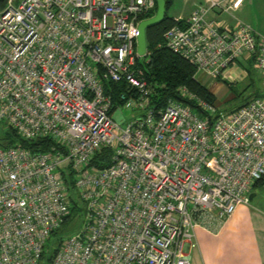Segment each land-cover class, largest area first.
Returning <instances> with one entry per match:
<instances>
[{
  "label": "built area",
  "instance_id": "obj_1",
  "mask_svg": "<svg viewBox=\"0 0 264 264\" xmlns=\"http://www.w3.org/2000/svg\"><path fill=\"white\" fill-rule=\"evenodd\" d=\"M2 1L0 125L51 144H0V264H39L71 211L66 169L85 203L83 226L51 264H191L195 226L249 204L264 177V93L222 111L180 86L197 107L154 104L149 51L137 43L156 0ZM243 2L202 0L175 18L165 45L213 77L241 60L264 79V34L211 17ZM118 109L132 112L122 125ZM105 147L109 165H91Z\"/></svg>",
  "mask_w": 264,
  "mask_h": 264
},
{
  "label": "crops",
  "instance_id": "obj_2",
  "mask_svg": "<svg viewBox=\"0 0 264 264\" xmlns=\"http://www.w3.org/2000/svg\"><path fill=\"white\" fill-rule=\"evenodd\" d=\"M190 1L192 4L190 13L202 3V0ZM250 5L264 16V0H244L240 8L230 13H212L211 17L233 26L238 19L242 20L235 13L246 10ZM225 15H229L231 19L226 18ZM245 22L264 34V27L261 24V28H258L249 21ZM202 72L213 79L222 81L230 91L231 85L240 84L248 76L247 69L241 64L230 67L226 71V77L223 78L213 77L203 70ZM195 77L198 80L197 73ZM209 90L214 93L213 90ZM251 194H253L251 202L239 205L235 212L223 222L214 220L208 225L201 223L195 226L194 236L191 239L192 246L187 245L191 264H264V183L254 187Z\"/></svg>",
  "mask_w": 264,
  "mask_h": 264
},
{
  "label": "trees",
  "instance_id": "obj_3",
  "mask_svg": "<svg viewBox=\"0 0 264 264\" xmlns=\"http://www.w3.org/2000/svg\"><path fill=\"white\" fill-rule=\"evenodd\" d=\"M171 4L172 0H168L167 10ZM3 5V1L0 0V7H3ZM175 23V18L168 16L166 13L165 19L161 23L152 26L147 30V49L149 51V60L145 62L143 66L147 78L154 84L155 87V91L151 96L152 102L157 106H164L169 98H175L184 100L193 107H197L195 101L183 98L180 94V86H186L191 92L200 98H203L211 103H215V94L196 79L195 74L198 71L197 68L165 45L164 34ZM246 69L248 71V75L250 76L253 73L252 65L251 68L246 67ZM231 87L234 86L231 85ZM263 93L264 92H261L255 96L263 95ZM249 99L237 107L246 104ZM0 144L6 147L22 145L23 147L30 148L32 150H47L50 147L51 142L50 140L36 141L22 138L15 130L8 128L5 135L2 137L0 136ZM111 157L112 149L109 147L102 148L92 158L91 165L99 167L107 166L111 161ZM64 178L70 194L71 211L69 215L65 217L60 228L55 230L51 234L50 238L53 235H56L68 223L74 219L78 220L84 215L85 203L78 195L74 184V176L69 169L65 170ZM263 183L264 177L258 180L254 187H258ZM62 241L63 238H60L56 246L52 249H50L47 243V250L43 253L39 264H51Z\"/></svg>",
  "mask_w": 264,
  "mask_h": 264
},
{
  "label": "rangeland",
  "instance_id": "obj_4",
  "mask_svg": "<svg viewBox=\"0 0 264 264\" xmlns=\"http://www.w3.org/2000/svg\"><path fill=\"white\" fill-rule=\"evenodd\" d=\"M191 1L190 0H172V4L167 10L168 16L177 18L182 16L183 18L189 16L191 9ZM237 17L242 20L249 21L254 25L258 26V28L264 27V16H261L258 13V10L254 9L252 5L248 6L246 10L239 11L235 13ZM226 18L231 19L229 15H225ZM261 24V25H260ZM241 66L251 68V62H247L245 64L244 61H239ZM246 65V66H245ZM253 73L247 78L243 80L240 84L231 87V91L224 85L222 81H218L209 77L206 73L202 72V70L197 71V78L200 82L206 85L209 89L213 90L217 96L216 107L222 111L232 110L236 108L238 105L242 104L249 98L254 97L255 95L264 91V79L262 75L258 73L252 67ZM113 118L119 123H125L132 116V112L129 110H115L113 112ZM8 130V127H4L0 125V136H4ZM67 164H63L62 166H66ZM83 219H74L70 223H68L65 227H63L56 235H53L48 240V245L50 249L54 248L60 238L66 240L68 237L76 234L78 231L82 229Z\"/></svg>",
  "mask_w": 264,
  "mask_h": 264
},
{
  "label": "water",
  "instance_id": "obj_5",
  "mask_svg": "<svg viewBox=\"0 0 264 264\" xmlns=\"http://www.w3.org/2000/svg\"><path fill=\"white\" fill-rule=\"evenodd\" d=\"M167 1L168 0H156L157 2V11L154 16L151 18L145 19L140 23V35L138 36L137 51L140 55H145L147 51V30L161 23L167 13ZM253 194H250L252 198Z\"/></svg>",
  "mask_w": 264,
  "mask_h": 264
}]
</instances>
